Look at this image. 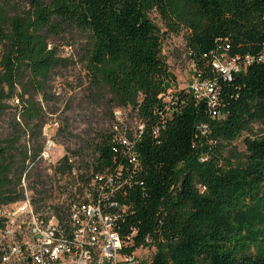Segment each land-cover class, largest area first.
<instances>
[{
  "label": "trees",
  "instance_id": "trees-1",
  "mask_svg": "<svg viewBox=\"0 0 264 264\" xmlns=\"http://www.w3.org/2000/svg\"><path fill=\"white\" fill-rule=\"evenodd\" d=\"M12 1L0 0V207L29 191L38 213L64 220L73 204L101 200L126 252L155 247L151 264H264V131L251 128H264V0H32L16 11ZM154 10L190 32L216 105L170 91ZM68 36L83 41L86 85L112 125L83 140V166L64 156L55 177L69 182L54 186L40 156L56 81L77 64L57 45ZM225 59L238 61L230 79L214 65ZM56 195L67 203L49 205Z\"/></svg>",
  "mask_w": 264,
  "mask_h": 264
},
{
  "label": "built area",
  "instance_id": "built-area-1",
  "mask_svg": "<svg viewBox=\"0 0 264 264\" xmlns=\"http://www.w3.org/2000/svg\"><path fill=\"white\" fill-rule=\"evenodd\" d=\"M227 62L216 60L214 65L230 79L239 65L237 59ZM190 89L213 106L217 104L215 82L196 77ZM123 143L130 144L127 140ZM51 147L48 142L41 160H51ZM23 186L27 188L26 178ZM0 218L4 220L0 264H147L136 254L139 249L126 252L127 244L116 230L118 216L107 213L101 200L75 203L69 217L59 220L38 213L31 192L26 191L22 201L0 207Z\"/></svg>",
  "mask_w": 264,
  "mask_h": 264
},
{
  "label": "rangeland",
  "instance_id": "rangeland-1",
  "mask_svg": "<svg viewBox=\"0 0 264 264\" xmlns=\"http://www.w3.org/2000/svg\"><path fill=\"white\" fill-rule=\"evenodd\" d=\"M31 1L13 0L11 9L13 11L29 9ZM150 17L165 35L163 54L176 77V81L170 91L175 92L191 88L196 81L197 66L188 45L190 32L184 27H181L178 31H172L157 10H154ZM81 42L83 41L79 40L77 42L74 38L68 36L64 40L58 41L57 44L62 55L74 58L77 64L56 81L51 108L56 109L57 112L50 115V122L44 128L46 146L48 142H51L50 151L52 153L51 160L44 161L41 170L44 174L54 179V186H66L69 182L67 177L63 179L55 177V168L64 156H71L73 161H77L78 165L83 166V161H90L88 153L83 156L78 152L80 147L83 146V140L92 138L96 129L109 128L112 125V114L109 107L99 97L91 94L90 89L86 85L85 66L79 61L82 48ZM227 61L228 59H225L223 63L226 64L228 63ZM117 114L122 118L125 116L126 120H131L129 112L123 114L121 111H117ZM63 127L69 128V132L73 136H59V129ZM251 128L254 133L259 135L264 131L263 126L259 123L253 124ZM236 144L240 149H245L242 139L238 140ZM66 200V195H56V198L50 200L48 204L51 206L63 205ZM155 250V247L141 248L136 254L144 259L147 264H151Z\"/></svg>",
  "mask_w": 264,
  "mask_h": 264
}]
</instances>
